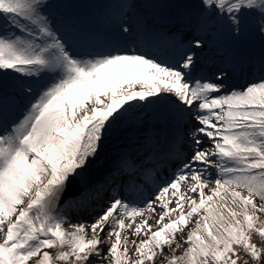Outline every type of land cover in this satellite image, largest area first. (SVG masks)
<instances>
[{
	"label": "snow or ice",
	"instance_id": "snow-or-ice-1",
	"mask_svg": "<svg viewBox=\"0 0 264 264\" xmlns=\"http://www.w3.org/2000/svg\"><path fill=\"white\" fill-rule=\"evenodd\" d=\"M0 264H264V0H0Z\"/></svg>",
	"mask_w": 264,
	"mask_h": 264
}]
</instances>
